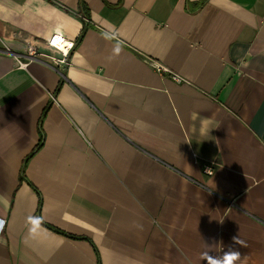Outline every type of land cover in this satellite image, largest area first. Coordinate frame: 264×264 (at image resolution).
<instances>
[{
    "label": "crops",
    "instance_id": "0c3cea01",
    "mask_svg": "<svg viewBox=\"0 0 264 264\" xmlns=\"http://www.w3.org/2000/svg\"><path fill=\"white\" fill-rule=\"evenodd\" d=\"M0 220V264H264V0H0Z\"/></svg>",
    "mask_w": 264,
    "mask_h": 264
},
{
    "label": "built area",
    "instance_id": "2783aa9c",
    "mask_svg": "<svg viewBox=\"0 0 264 264\" xmlns=\"http://www.w3.org/2000/svg\"><path fill=\"white\" fill-rule=\"evenodd\" d=\"M65 41H67L68 44L61 46L60 43L65 42ZM48 44L51 47L59 50L60 55L56 56V55H52V54L49 55L47 53H44V52L40 51V49L38 48V46L35 43L30 42L28 45L27 51L25 54L22 55V58L20 56H17V60H18L19 65L27 66L31 61L37 60L40 55L49 56L51 58L53 64H55V65L68 63V57H69L70 49H72V47L74 46V43L72 41H69L61 33H54L50 37ZM6 50L9 51L10 49L6 48ZM172 76L176 80H181V77L179 75H177L176 73H173ZM204 171L206 173L211 174V173H213V167L211 165H207L204 168Z\"/></svg>",
    "mask_w": 264,
    "mask_h": 264
},
{
    "label": "clouds",
    "instance_id": "9594fccd",
    "mask_svg": "<svg viewBox=\"0 0 264 264\" xmlns=\"http://www.w3.org/2000/svg\"><path fill=\"white\" fill-rule=\"evenodd\" d=\"M115 52L118 54L120 52V48L116 47ZM32 225L31 231H35L36 228L40 224L39 218L29 217L28 221ZM234 244L242 243L239 240V237H233ZM241 253L233 246L229 245L227 250L221 257L211 256L208 254H204V258L207 261V264H235V262L240 258Z\"/></svg>",
    "mask_w": 264,
    "mask_h": 264
},
{
    "label": "trees",
    "instance_id": "16d2710c",
    "mask_svg": "<svg viewBox=\"0 0 264 264\" xmlns=\"http://www.w3.org/2000/svg\"><path fill=\"white\" fill-rule=\"evenodd\" d=\"M83 4L84 3H81V6H83ZM87 27H88V24L85 25L82 35L84 34V32H85ZM37 149H38V146H36V148L28 155L27 158H30L36 152ZM39 211H40V208H39ZM98 258H99V264H101V259H100V254L99 253H98Z\"/></svg>",
    "mask_w": 264,
    "mask_h": 264
},
{
    "label": "bare ground",
    "instance_id": "6f19581e",
    "mask_svg": "<svg viewBox=\"0 0 264 264\" xmlns=\"http://www.w3.org/2000/svg\"><path fill=\"white\" fill-rule=\"evenodd\" d=\"M66 44H68L67 41H65V42H61V43H60L61 46H64V45H66Z\"/></svg>",
    "mask_w": 264,
    "mask_h": 264
},
{
    "label": "water",
    "instance_id": "95a60500",
    "mask_svg": "<svg viewBox=\"0 0 264 264\" xmlns=\"http://www.w3.org/2000/svg\"><path fill=\"white\" fill-rule=\"evenodd\" d=\"M0 223H1V220H0Z\"/></svg>",
    "mask_w": 264,
    "mask_h": 264
}]
</instances>
